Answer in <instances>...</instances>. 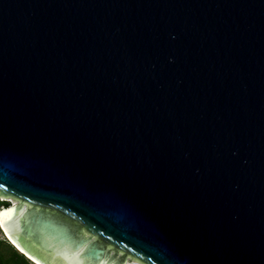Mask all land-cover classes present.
<instances>
[{
    "label": "water",
    "instance_id": "obj_1",
    "mask_svg": "<svg viewBox=\"0 0 264 264\" xmlns=\"http://www.w3.org/2000/svg\"><path fill=\"white\" fill-rule=\"evenodd\" d=\"M0 192L42 264H264V0H0Z\"/></svg>",
    "mask_w": 264,
    "mask_h": 264
},
{
    "label": "trees",
    "instance_id": "obj_2",
    "mask_svg": "<svg viewBox=\"0 0 264 264\" xmlns=\"http://www.w3.org/2000/svg\"><path fill=\"white\" fill-rule=\"evenodd\" d=\"M4 204L9 205V202L4 201ZM27 257L16 250L9 241L0 240V264H33Z\"/></svg>",
    "mask_w": 264,
    "mask_h": 264
},
{
    "label": "rangeland",
    "instance_id": "obj_3",
    "mask_svg": "<svg viewBox=\"0 0 264 264\" xmlns=\"http://www.w3.org/2000/svg\"><path fill=\"white\" fill-rule=\"evenodd\" d=\"M1 193V192H0ZM2 197V198H1ZM4 201H7V202H9V205L11 204V202L12 203H15V202H17L16 201V199H14L13 197H11V196H2V195H0V208H2V206H9L8 204H4ZM11 201V202H10ZM0 240H6V241H9L8 239H7V236H6V233L2 230V227H1V225H0ZM9 243H11L10 241H9ZM12 244V243H11ZM13 246H14V248L16 249V250H18L19 252H22L16 245H14V244H12ZM25 256H26V254H24ZM27 257V256H26ZM28 258V257H27ZM30 261H31V259H29ZM31 263H33V264H37V263H35L34 261H31Z\"/></svg>",
    "mask_w": 264,
    "mask_h": 264
},
{
    "label": "bare ground",
    "instance_id": "obj_4",
    "mask_svg": "<svg viewBox=\"0 0 264 264\" xmlns=\"http://www.w3.org/2000/svg\"><path fill=\"white\" fill-rule=\"evenodd\" d=\"M2 198V197H1ZM14 204V203H13ZM13 204L11 205V206H13ZM10 206V207H11ZM6 208V207H5ZM2 209H4V208H0V211L2 210ZM0 225H1V227L4 229V231H5V233H6V236L7 237H9L11 240H10V242L12 243V244H14V245H16L17 247H19V245L13 240V238L8 234V232H7V230L5 229V227H4V225H3V223H2V221H1V218H0ZM22 251V250H21ZM26 256H28L32 261H34L35 263H37V264H42L40 261H38L37 259H35L33 256H30V255H28V254H26Z\"/></svg>",
    "mask_w": 264,
    "mask_h": 264
}]
</instances>
